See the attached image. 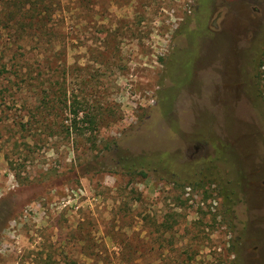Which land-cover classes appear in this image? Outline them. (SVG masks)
Returning a JSON list of instances; mask_svg holds the SVG:
<instances>
[{
    "label": "rangeland",
    "instance_id": "obj_1",
    "mask_svg": "<svg viewBox=\"0 0 264 264\" xmlns=\"http://www.w3.org/2000/svg\"><path fill=\"white\" fill-rule=\"evenodd\" d=\"M57 1L0 5V264H264V0Z\"/></svg>",
    "mask_w": 264,
    "mask_h": 264
},
{
    "label": "flooded vegetation",
    "instance_id": "obj_2",
    "mask_svg": "<svg viewBox=\"0 0 264 264\" xmlns=\"http://www.w3.org/2000/svg\"><path fill=\"white\" fill-rule=\"evenodd\" d=\"M246 2H250V1H252V0H245ZM238 6H240V7H242V5H238ZM238 6L237 5H234V9H235V15L236 16H239V15H241V12H240V10L238 9ZM248 6V5H247ZM242 8H244V10H246V8L244 7V5H243V7ZM254 11L255 12H257V13H259V14H261L262 13V11H264V5H260L259 7H257V6H254ZM247 13V12H246ZM264 13V12H263ZM223 16V12L222 11H219V13H218V15H217V19L219 20L221 17ZM245 18V20H247L246 21V24H245V27L243 28V29H241L242 30V32L243 33H245L244 35L245 36H248V34L250 33V31H251V29L249 28V25H250V20H251V16H249L248 15V13H247V16L246 17H244ZM262 18H263V16H262ZM216 24V27L217 28H219V25H218V21L215 23ZM226 32H229V30H226V31H224L223 33H226ZM242 32H240V34L242 33ZM238 38L239 39H241L240 38V36H238ZM236 39V38H235ZM239 39H237V42H236V40H234V49L235 50H237L238 51V53H242L245 49L246 50H249V52H248V54H247V65L248 66H251V61H250V51H251V49H250V43L247 45V47H245V48H243V47H240L239 45L237 46V47H235V43H239L240 42V40ZM257 39V38H256ZM255 39V40H256ZM249 42V41H248ZM242 55V54H241ZM244 67H246V66H244V65H240V69H243ZM255 113H256V111H255ZM252 118H254V120L255 121H257V120H260V121H263L264 122V119H261V118H259V116L257 117V115L255 114ZM256 137H264V132L263 131H261V130H258V131H251V133L249 132L248 133V135H247V138H250V139H252V138H256ZM251 151H253V153L255 154V150H254V148H250L248 151H247V157H249V158H251L252 157V154H251ZM245 154H246V152H244ZM260 166H264V164H262V165H259V168H255V167H253V170H255L254 172H252L251 174H249V184L251 185V187L253 188H257L261 193H262V195H263V199H264V179H262V177L261 176H264L263 174H262V172H263V168L262 167H260ZM258 170H260V171H258ZM243 172V171H242ZM242 172H240L239 173V178L238 179H233L231 176V180L233 181V183L230 185V187L232 188L231 190H233V201H237L239 198H240V194H239V192H245L244 191V184H242L243 183V179H242ZM229 175H230V173H229ZM243 186V187H242ZM246 194V193H245ZM261 207V206H260ZM261 208H263V212H264V204L262 205V207ZM260 215V214H259ZM256 244V243H255ZM259 246H261L262 247V244H256L255 246H254V250H258V248H259ZM260 247V248H261ZM261 250V249H260ZM259 250V251H260Z\"/></svg>",
    "mask_w": 264,
    "mask_h": 264
},
{
    "label": "trees",
    "instance_id": "obj_3",
    "mask_svg": "<svg viewBox=\"0 0 264 264\" xmlns=\"http://www.w3.org/2000/svg\"><path fill=\"white\" fill-rule=\"evenodd\" d=\"M55 1H57V0H0V5H9L5 9L7 10L8 15H10L12 19L16 18V15L18 14V12H20V13L26 12L27 16L24 17V19H29V21H32V18H34L35 10H38V5H52L55 3ZM60 1L61 0H58L57 3L61 4ZM26 5H31V7H28L27 9H25ZM16 6H17V8H16ZM32 26H33V23L30 24L29 28H32ZM79 112L80 111L74 110L75 116H78ZM74 120H76V118ZM87 120L94 122L93 121L94 119H92V118L87 119ZM141 172L143 174H146V171H141ZM231 182L233 183L232 180H231ZM229 188H230V191L228 193V196L230 195V197L233 199V197H232L233 196V190H231L232 189L231 187H229Z\"/></svg>",
    "mask_w": 264,
    "mask_h": 264
}]
</instances>
